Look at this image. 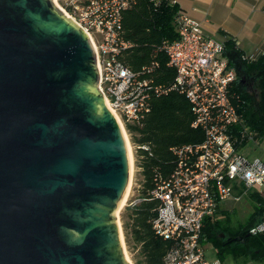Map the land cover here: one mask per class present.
Segmentation results:
<instances>
[{
  "label": "water",
  "instance_id": "95a60500",
  "mask_svg": "<svg viewBox=\"0 0 264 264\" xmlns=\"http://www.w3.org/2000/svg\"><path fill=\"white\" fill-rule=\"evenodd\" d=\"M92 46L48 0H0V264H128L127 167Z\"/></svg>",
  "mask_w": 264,
  "mask_h": 264
},
{
  "label": "built area",
  "instance_id": "2783aa9c",
  "mask_svg": "<svg viewBox=\"0 0 264 264\" xmlns=\"http://www.w3.org/2000/svg\"><path fill=\"white\" fill-rule=\"evenodd\" d=\"M134 1L61 0L58 8L89 40L97 89L127 135L126 126L140 123L152 96L177 91L188 99L195 116L191 126L200 128L204 137L196 144L173 147L172 171L165 178L154 176L149 194L158 205L151 223L155 235L171 242L164 264H220L206 256L201 237L205 218L215 215L226 200H237L245 190L264 185V158L246 156L239 143L247 133L241 130L237 136L234 131L241 122L237 106L244 103L234 91L236 70L223 53L224 42L205 34L201 24L180 9L174 18L176 38L164 40L159 47L175 71L173 82L169 86L153 83L150 72L155 62L132 70L121 60L132 46L124 38L121 20L123 10ZM247 137L246 142L258 141ZM131 147L137 158L141 149H149L147 144L132 143ZM137 168L140 172L141 167ZM141 200L138 192L137 197H128L126 206L132 208ZM249 232L264 234V215Z\"/></svg>",
  "mask_w": 264,
  "mask_h": 264
},
{
  "label": "trees",
  "instance_id": "16d2710c",
  "mask_svg": "<svg viewBox=\"0 0 264 264\" xmlns=\"http://www.w3.org/2000/svg\"><path fill=\"white\" fill-rule=\"evenodd\" d=\"M178 10V5L171 0H135L122 12L124 38L132 46L126 50L121 60L135 71L155 62L157 65L150 72L155 85L169 86L175 77L174 69L168 66V57L159 47L164 40L176 38L174 18ZM223 53L236 70L234 91L244 100L243 104L237 106L241 122L234 127V131L239 136L241 130H245L247 136L264 141V55L246 57L231 38L224 40ZM246 81L252 84V92L246 89ZM234 104L236 105L235 101ZM194 118L191 104L185 95L169 91L152 96L150 109L140 123L126 126L133 143L149 146L148 150L141 149L137 158L142 177L139 193L143 200L130 207L129 221L124 224L128 241L138 247L141 259L136 264H164L163 259L171 242L155 235L153 231L151 221L155 217L158 200L152 198L149 191L155 186V175L165 178L172 171L176 159L173 147L202 141L203 131L191 126ZM247 136L241 138V146L246 143ZM253 195L258 201L254 213L235 229L217 218V214L224 211L223 208L218 209L215 215L205 218L201 237L220 256L228 251H235L252 259H264V234L249 232L264 215V195L258 192ZM219 233L229 235L230 241L221 239Z\"/></svg>",
  "mask_w": 264,
  "mask_h": 264
},
{
  "label": "crops",
  "instance_id": "0c3cea01",
  "mask_svg": "<svg viewBox=\"0 0 264 264\" xmlns=\"http://www.w3.org/2000/svg\"><path fill=\"white\" fill-rule=\"evenodd\" d=\"M205 34L231 38L246 57L264 55V0H171ZM264 262V259H257Z\"/></svg>",
  "mask_w": 264,
  "mask_h": 264
},
{
  "label": "rangeland",
  "instance_id": "374dc122",
  "mask_svg": "<svg viewBox=\"0 0 264 264\" xmlns=\"http://www.w3.org/2000/svg\"><path fill=\"white\" fill-rule=\"evenodd\" d=\"M53 1L56 2V0H53ZM128 139L132 146L133 141L130 135H128ZM241 151L246 156H249V157L259 156V157L264 158V142L253 141V140L247 141L243 145ZM132 154H133L134 170H133V175H132V185H131V190L129 193V199L130 198L133 199L137 197V193L140 190L139 186H141V181H142L141 174L137 168L138 167L137 157L135 153L133 152V150H132ZM259 190L264 192V185L262 186L255 185L252 188L245 190V192L242 193L237 200H234L233 198L226 200L222 205V208L224 211L219 212L217 214V218L224 220V224L226 226L232 229H235L237 226H239L240 223L247 221L248 218H250V216H252V214L254 213L258 205V201H257V198L253 195V193L258 192ZM235 194H239V193L235 192ZM126 204L117 212H116L117 205L114 207L113 223H114L115 229L118 231L120 230L122 233L124 248L131 261V264H136L137 261H139L141 258L138 253V247L133 246V243L130 240L128 241L129 237H127V234L124 228V224L129 221L128 213L130 211V207L126 206ZM118 240H119V243L122 249L119 235H118ZM205 244L207 246V249H206L207 259L217 261L220 264H264V262H262L261 260L252 259L248 255H243V254L240 255L235 251H228L225 253L224 256H220L217 252H215L214 247L210 243L206 242ZM122 252H123V249H122ZM128 264L130 263L128 262Z\"/></svg>",
  "mask_w": 264,
  "mask_h": 264
},
{
  "label": "bare ground",
  "instance_id": "6f19581e",
  "mask_svg": "<svg viewBox=\"0 0 264 264\" xmlns=\"http://www.w3.org/2000/svg\"><path fill=\"white\" fill-rule=\"evenodd\" d=\"M105 105L110 109V111L114 114L116 121L118 123V128H119V133L122 139V143H123V147H124V152H125V158H126V167H127V177H126V182L124 185V188L122 190V193L119 197V200L117 202V207H116V212L119 211L127 202L128 197H129V193L131 190V185H132V175H133V170H134V166H133V154H132V148H131V144L129 142L128 139V135L122 125V123L120 122L119 118L115 115V113L112 111L111 107L108 105L107 101L105 100ZM119 238L121 241V245H122V249H123V253L124 256L126 258V260L131 264V261L127 255V252L124 248V242L122 239V233L119 230Z\"/></svg>",
  "mask_w": 264,
  "mask_h": 264
},
{
  "label": "flooded vegetation",
  "instance_id": "af4514ba",
  "mask_svg": "<svg viewBox=\"0 0 264 264\" xmlns=\"http://www.w3.org/2000/svg\"><path fill=\"white\" fill-rule=\"evenodd\" d=\"M48 1L55 9L59 10L58 6L60 5L61 0H56V2H54L53 0H48ZM244 85L248 91H251V92L253 91V87H252V84L250 82L246 81L244 83ZM219 237L223 240H226V241H230V239H231V237L229 235H226L224 233H219Z\"/></svg>",
  "mask_w": 264,
  "mask_h": 264
}]
</instances>
